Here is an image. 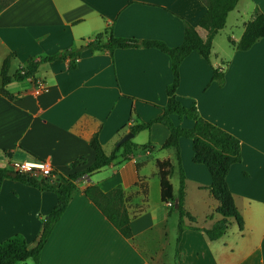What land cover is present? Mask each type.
<instances>
[{
	"label": "crops",
	"instance_id": "0c3cea01",
	"mask_svg": "<svg viewBox=\"0 0 264 264\" xmlns=\"http://www.w3.org/2000/svg\"><path fill=\"white\" fill-rule=\"evenodd\" d=\"M251 1L246 9L237 0L228 12L212 39L209 61L195 51L182 60L176 89L184 105L194 103L199 116L240 141L241 161L231 164L226 181L242 213L243 229L236 225L210 240L202 230L185 228L175 254L177 199L161 198L160 181L164 169L172 166L166 178L175 193L178 169L173 149L159 148L169 129L153 122L129 138L150 145L76 179V189L41 249L44 264H167L166 251L172 244L177 264H263L264 36L246 50L229 41L240 38L255 7L264 13V0ZM205 11L202 0H12L0 10V67L10 51L16 54L8 70L11 75L29 57L56 54L105 29L117 36L160 39L174 46L181 43L187 21L205 38L207 31L198 25ZM231 14L233 21L228 24ZM224 36L228 43L218 47ZM212 68L223 72L222 84L211 79ZM35 79L11 78L6 89L13 98L0 91V165L9 167L13 159L48 158L55 173L67 174L94 161L89 143L94 133L109 153L131 124L157 116L166 103L165 87L172 74L167 54L139 45L112 53L85 49L73 69L67 59L55 58L39 65ZM38 82L44 88L35 91ZM173 120L182 126L193 124L176 115ZM139 134L141 138L135 140ZM179 146L184 206L199 226L209 227L218 218L217 201L205 187L210 173L204 164L192 161L190 138L180 137ZM176 174L177 186L171 180ZM88 184L102 191L122 186L131 237H124L85 196ZM55 203L52 191L3 179L0 241L20 233L31 244ZM172 217L175 228L169 232ZM26 260L19 264H34Z\"/></svg>",
	"mask_w": 264,
	"mask_h": 264
},
{
	"label": "trees",
	"instance_id": "16d2710c",
	"mask_svg": "<svg viewBox=\"0 0 264 264\" xmlns=\"http://www.w3.org/2000/svg\"><path fill=\"white\" fill-rule=\"evenodd\" d=\"M12 0H0V10ZM206 5V11L198 21V25L207 31L205 38H202L196 28L187 21H184L183 39L178 45H168L160 39H141L134 37H124L112 34L109 29L96 33L92 39L82 42L77 46L68 47L56 54L29 57L25 63L18 66L13 74H8L11 61L16 57L14 51H10L2 60L0 67L1 87L0 91L13 98L6 85L11 78L23 80L33 78L41 63L60 58L67 59L69 69L76 67L77 60L83 50L90 51L108 50L112 53L116 48H126L131 46L155 47L167 54L170 58V68L172 79L165 87L167 95L166 103L161 107V112L148 120L139 121L131 124L129 129L136 133L140 129L149 128L153 122H161L169 129V135L165 142L159 148H172L176 167L178 169V187L173 193L172 185L166 176L171 173L172 166L164 169L161 175V198L165 201L176 197L177 212V235L175 240V254L178 253V243L181 232L185 228L199 229L204 231L208 239L215 240L224 235L229 226V218H233L237 228L243 229V216L236 206L233 193L230 191L226 181V175L232 163L241 161L240 141L239 139L223 129L222 127L199 116L194 103L184 105L176 95V89L180 82V64L182 60L192 51L209 61V55L212 46V39L217 31L222 28L226 22L227 14L232 10L237 0H202ZM264 36V13L257 7L253 10L252 18L247 20L240 38L234 41L229 38L230 43L236 49L246 50L252 44ZM212 80L218 84L223 83V72L218 68H212ZM173 115L179 119L188 118L193 120L191 126H182L175 123ZM180 137L191 139L193 162L202 163L210 173L211 181L205 186L217 201L215 212L218 218L209 227H202L196 223L195 217L184 206L185 195V174L181 165L180 158ZM90 146L95 152L94 161L86 168L71 173H55V179H58L57 186L52 185L53 180L46 177L36 176L30 173L14 172L7 166L0 165V184L5 178H13L24 184L34 186L40 190H49L56 194V203L52 209L45 215L41 228L31 244H28L25 237L16 233L0 241V264H19L26 259H31L34 264H44L40 258V252L50 235L54 225L66 209L68 202L76 189V179L83 175L110 164L118 156L127 159L135 148L150 145V142L137 144L131 139L125 140L120 145H114L109 153H106L98 138V133H94L89 139ZM80 156L70 163L73 166ZM169 165L167 161L164 163ZM83 193L88 197L104 214L114 227H116L124 237H131L130 214L126 206L125 192L121 185H117L109 191H102L95 184H88L84 187ZM173 264H177L176 262ZM264 264V260H263Z\"/></svg>",
	"mask_w": 264,
	"mask_h": 264
},
{
	"label": "built area",
	"instance_id": "2783aa9c",
	"mask_svg": "<svg viewBox=\"0 0 264 264\" xmlns=\"http://www.w3.org/2000/svg\"><path fill=\"white\" fill-rule=\"evenodd\" d=\"M43 88V83L38 82L35 91L42 90ZM9 167L15 172L30 173L46 177L49 180H55L56 176L52 163L48 158L13 159L10 161Z\"/></svg>",
	"mask_w": 264,
	"mask_h": 264
},
{
	"label": "rangeland",
	"instance_id": "374dc122",
	"mask_svg": "<svg viewBox=\"0 0 264 264\" xmlns=\"http://www.w3.org/2000/svg\"><path fill=\"white\" fill-rule=\"evenodd\" d=\"M252 5V1L251 0H240V3H239V6L240 7H245L246 9H249L250 6ZM233 21V15L231 14L230 17H229V20H228V24L231 23ZM227 30L229 29V27L226 28ZM230 32V30H229ZM228 42H227V38L224 36L221 41L218 42V47H221V45H226ZM143 134L144 136V133H141ZM141 134H139L135 140H139L141 138ZM177 168V167H176ZM177 174L175 176H172L171 177V180L175 183L176 182V186H177ZM177 190V188H176ZM190 206V204H189ZM191 207V206H190ZM230 220V226L229 228L231 230H233V228H235L236 224L233 220V218H229ZM175 221H176V218L175 217H172L169 221V225H168V228H169V232H173L174 228H175ZM166 254L168 255L165 259V261H167L166 263H173V244H172V247L171 248H168V250L166 251ZM27 262H31L32 260L31 259H27L26 260Z\"/></svg>",
	"mask_w": 264,
	"mask_h": 264
},
{
	"label": "water",
	"instance_id": "95a60500",
	"mask_svg": "<svg viewBox=\"0 0 264 264\" xmlns=\"http://www.w3.org/2000/svg\"><path fill=\"white\" fill-rule=\"evenodd\" d=\"M133 134H134V133L131 132V131L125 133L123 136H121V137L119 138V140L116 142V145H120V144L123 143L125 140L129 139L130 137H132ZM11 175H12V176H15V175H16V172H15V171L12 172ZM58 184H59L58 179H55V180L52 181V185L57 186Z\"/></svg>",
	"mask_w": 264,
	"mask_h": 264
}]
</instances>
